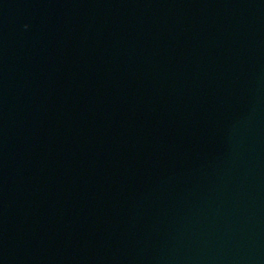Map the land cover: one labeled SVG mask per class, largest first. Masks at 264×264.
<instances>
[{"label":"water","instance_id":"water-1","mask_svg":"<svg viewBox=\"0 0 264 264\" xmlns=\"http://www.w3.org/2000/svg\"><path fill=\"white\" fill-rule=\"evenodd\" d=\"M0 264H264V0H0Z\"/></svg>","mask_w":264,"mask_h":264}]
</instances>
